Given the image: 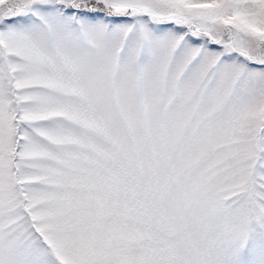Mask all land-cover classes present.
<instances>
[{"label":"snow or ice","instance_id":"snow-or-ice-1","mask_svg":"<svg viewBox=\"0 0 264 264\" xmlns=\"http://www.w3.org/2000/svg\"><path fill=\"white\" fill-rule=\"evenodd\" d=\"M0 264H264V0H0Z\"/></svg>","mask_w":264,"mask_h":264}]
</instances>
